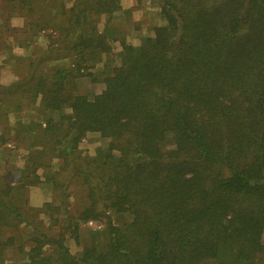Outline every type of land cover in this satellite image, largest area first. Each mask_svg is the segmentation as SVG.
Segmentation results:
<instances>
[{"label": "trees", "instance_id": "16d2710c", "mask_svg": "<svg viewBox=\"0 0 264 264\" xmlns=\"http://www.w3.org/2000/svg\"><path fill=\"white\" fill-rule=\"evenodd\" d=\"M45 1L0 0L53 39L0 82V124L22 106L42 117L24 126L22 165L0 173V264L8 249L20 264H264V0H151L162 23L119 39L111 63L119 0ZM89 134L102 145L79 150ZM42 181L60 204L30 205ZM92 219L103 228L76 257L64 236Z\"/></svg>", "mask_w": 264, "mask_h": 264}, {"label": "rangeland", "instance_id": "374dc122", "mask_svg": "<svg viewBox=\"0 0 264 264\" xmlns=\"http://www.w3.org/2000/svg\"><path fill=\"white\" fill-rule=\"evenodd\" d=\"M51 0L45 1V4ZM65 5L71 4L72 0H63ZM42 2V0H41ZM121 9L114 13L109 22L112 29L116 32L114 37L116 40H109L111 53L108 61L112 62V57L119 50L118 40L124 38L127 42L137 43L140 38L148 34L149 28L161 24L162 18L159 13V6L152 3L151 0H119ZM99 28L105 23V16L100 17ZM25 17L15 8L14 14L9 12L0 5V82L9 84L18 80L26 74L27 64L33 58L41 55L47 48L49 42L53 41L47 37L46 32H30L25 26ZM68 62L66 59H49L46 61L48 67L56 65H65ZM115 63V62H114ZM101 64H96L92 67V73L101 74ZM81 79V78H80ZM78 79L75 82L77 92H86V84L84 79ZM96 88H92L95 92ZM89 91V90H88ZM90 95L92 92H88ZM22 106V110L8 116V127L0 124V131L6 134V142L0 147V173L5 170L13 171L22 165L23 156L26 153L29 145L30 135L25 134V125L27 121L32 119L41 120L37 117L33 110H29ZM14 120L20 121L22 124L16 127L20 130L21 137H14L12 123ZM29 137V138H28ZM101 141L95 134H89L85 140L79 144V150L90 149L95 145H102ZM56 166H53L55 168ZM41 174V172H39ZM74 197H69L65 202L70 203V210H77L83 202L81 190L74 186ZM28 197L30 205L33 207L40 206L44 200H53L56 197V204H60L57 194L53 192L51 185L47 182H40L37 186L28 188ZM63 205V204H62ZM62 207H65L64 205ZM67 208V207H66ZM123 219L116 215H111L113 224H119ZM44 225L52 224L46 217H43ZM74 223V222H73ZM104 219H92L80 222L77 225L76 238L64 236L63 243L68 247L70 253L78 257L84 245L90 241L89 233L100 231L104 225ZM29 228H18V233H24ZM264 241V238H263ZM23 258L15 255L12 249H8L5 253V264H20Z\"/></svg>", "mask_w": 264, "mask_h": 264}]
</instances>
